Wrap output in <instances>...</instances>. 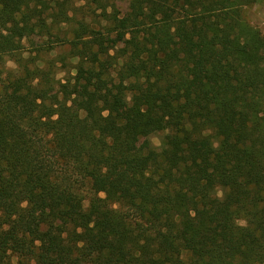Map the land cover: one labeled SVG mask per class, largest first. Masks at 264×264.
Returning a JSON list of instances; mask_svg holds the SVG:
<instances>
[{"label":"trees","instance_id":"obj_1","mask_svg":"<svg viewBox=\"0 0 264 264\" xmlns=\"http://www.w3.org/2000/svg\"><path fill=\"white\" fill-rule=\"evenodd\" d=\"M263 2L0 0V264H264Z\"/></svg>","mask_w":264,"mask_h":264},{"label":"rangeland","instance_id":"obj_2","mask_svg":"<svg viewBox=\"0 0 264 264\" xmlns=\"http://www.w3.org/2000/svg\"><path fill=\"white\" fill-rule=\"evenodd\" d=\"M116 5L125 13L128 10L130 0H115ZM247 18L256 26H258L264 33V2L257 3L254 6L245 9ZM70 34V33H69ZM33 50V49H32ZM70 46L68 44L64 46H57L51 54L43 55V64L47 65L49 62H55V71L57 79L65 80L74 74L73 66L75 60L70 57ZM9 68L15 67L14 61L10 60L7 64ZM164 132L151 135L143 138L140 144L147 147H159L161 145Z\"/></svg>","mask_w":264,"mask_h":264}]
</instances>
